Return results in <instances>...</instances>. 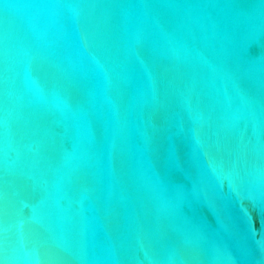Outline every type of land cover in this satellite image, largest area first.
<instances>
[{"label":"water","instance_id":"1","mask_svg":"<svg viewBox=\"0 0 264 264\" xmlns=\"http://www.w3.org/2000/svg\"><path fill=\"white\" fill-rule=\"evenodd\" d=\"M0 264H264V0H0Z\"/></svg>","mask_w":264,"mask_h":264}]
</instances>
